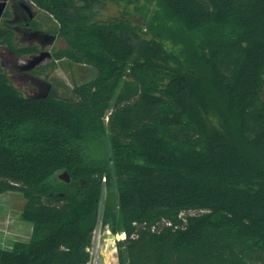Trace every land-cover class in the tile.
I'll list each match as a JSON object with an SVG mask.
<instances>
[{
	"label": "trees",
	"instance_id": "obj_1",
	"mask_svg": "<svg viewBox=\"0 0 264 264\" xmlns=\"http://www.w3.org/2000/svg\"><path fill=\"white\" fill-rule=\"evenodd\" d=\"M26 1L97 75L38 98L0 61V195L33 225L0 264H85L99 220L120 264H264V0Z\"/></svg>",
	"mask_w": 264,
	"mask_h": 264
},
{
	"label": "rangeland",
	"instance_id": "obj_2",
	"mask_svg": "<svg viewBox=\"0 0 264 264\" xmlns=\"http://www.w3.org/2000/svg\"><path fill=\"white\" fill-rule=\"evenodd\" d=\"M122 10L123 7L121 5L108 1L100 7L99 13L102 20H107L121 15ZM33 12L35 16L34 23L41 36L39 34L24 39L22 32L10 28V31L13 32V46L18 52L22 48L37 47L41 52H50L52 57L47 58L45 62L34 70L25 72L20 70L17 66L27 64L31 55L15 54L13 56V54H10L7 47H0V61L3 68L9 75L12 83L24 95L33 96L39 94L41 91L46 90L47 85H50L53 94L65 98L73 97L75 89L91 82L96 77V71L91 66L78 65L68 58L57 59L55 54L67 47L66 41L57 36L59 28L58 23L48 13L36 7H33ZM134 17L135 19L137 18V16ZM0 27L5 28V25L1 24ZM48 35L56 36L54 42H47L46 37ZM34 79L38 82L33 81ZM24 204L25 199L20 193L7 192L0 195L1 249L11 250L15 244L3 237V235L10 224L15 221H24L22 218Z\"/></svg>",
	"mask_w": 264,
	"mask_h": 264
},
{
	"label": "built area",
	"instance_id": "obj_3",
	"mask_svg": "<svg viewBox=\"0 0 264 264\" xmlns=\"http://www.w3.org/2000/svg\"><path fill=\"white\" fill-rule=\"evenodd\" d=\"M4 233L6 236L12 235L8 228ZM125 239L126 233L115 234L99 220L88 248L89 260L85 264H119V243Z\"/></svg>",
	"mask_w": 264,
	"mask_h": 264
},
{
	"label": "flooded vegetation",
	"instance_id": "obj_4",
	"mask_svg": "<svg viewBox=\"0 0 264 264\" xmlns=\"http://www.w3.org/2000/svg\"><path fill=\"white\" fill-rule=\"evenodd\" d=\"M6 2H7V6L3 14V17L1 19L0 25L4 24L9 28L12 29L14 28L17 31L19 30L20 32L23 33L24 39L30 36H36L40 34L34 23L35 16L33 12V6H31L26 0H7ZM7 11H9L11 14L10 18L4 17Z\"/></svg>",
	"mask_w": 264,
	"mask_h": 264
},
{
	"label": "water",
	"instance_id": "obj_5",
	"mask_svg": "<svg viewBox=\"0 0 264 264\" xmlns=\"http://www.w3.org/2000/svg\"><path fill=\"white\" fill-rule=\"evenodd\" d=\"M7 0H0V22L1 19L3 17V14L5 12L6 6H7ZM56 39V36L54 35H48L47 36V42H54V40ZM10 52V54H13V56L17 53H15L14 51H12L11 49L7 48ZM52 55L50 54V52L47 51H42L40 53L31 55L30 60L28 61L27 64L24 65H19L17 66L20 70H23L25 72H30L32 70H34L35 68H37L38 66H40L43 62H45V60L47 58H51ZM35 81V79L33 80ZM38 82V81H35ZM50 85L46 86V90L45 91H41L39 94L33 95L35 97H46L50 91ZM59 178L65 182H70V176L67 173H63L59 176Z\"/></svg>",
	"mask_w": 264,
	"mask_h": 264
},
{
	"label": "crops",
	"instance_id": "obj_6",
	"mask_svg": "<svg viewBox=\"0 0 264 264\" xmlns=\"http://www.w3.org/2000/svg\"><path fill=\"white\" fill-rule=\"evenodd\" d=\"M8 229L12 235L6 236L4 234L3 237L6 239L12 241L13 243L17 241L28 242L31 239L33 225L25 221H15L8 226Z\"/></svg>",
	"mask_w": 264,
	"mask_h": 264
}]
</instances>
